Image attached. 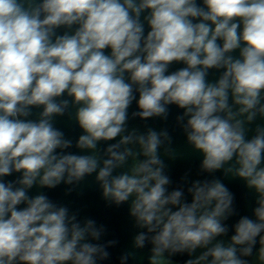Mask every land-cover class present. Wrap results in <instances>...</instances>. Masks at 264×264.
<instances>
[{"label":"clouds","instance_id":"clouds-1","mask_svg":"<svg viewBox=\"0 0 264 264\" xmlns=\"http://www.w3.org/2000/svg\"><path fill=\"white\" fill-rule=\"evenodd\" d=\"M172 106L202 177L175 187L147 123ZM88 177L137 230L119 264H264V0H0V264H106L107 226L47 194Z\"/></svg>","mask_w":264,"mask_h":264},{"label":"water","instance_id":"water-1","mask_svg":"<svg viewBox=\"0 0 264 264\" xmlns=\"http://www.w3.org/2000/svg\"><path fill=\"white\" fill-rule=\"evenodd\" d=\"M131 110H134V106ZM178 110L172 106L171 115L167 122L161 121L159 118L148 121V126L160 130L163 127H168L173 136L172 147L177 152L178 156L175 160H168V174L173 181V187L176 186L180 177L189 169H192V179H198L196 171L201 157L193 153L186 145V138L182 131L175 127V116ZM129 128H138L144 131V122L140 120H130ZM57 127L62 128L66 135L75 139L80 134V130L74 127V124L67 118H58ZM103 146V142L101 143ZM221 176L220 173L216 174ZM224 183L236 195V207L241 215H251L252 198H245L246 189L243 183L239 180L225 179ZM65 185H60L54 190H48L47 194L51 199L60 203L69 204L73 210L79 209L81 217H88L96 220L98 224L107 226V235L102 237V240L115 239L118 244L109 248L110 258L106 264H119V257L126 251L132 250V241L136 234V229L133 228V222L128 215V205L125 204L119 208L106 207L105 202L101 198V190L94 183V177H88L73 193L65 195ZM35 193V189L32 190ZM148 249L140 250L137 253L135 261L129 260L128 264H147ZM188 257L186 255H177L173 258L174 264H184Z\"/></svg>","mask_w":264,"mask_h":264}]
</instances>
